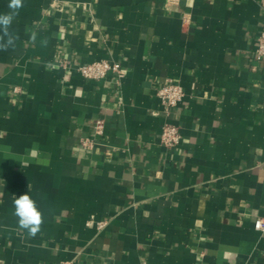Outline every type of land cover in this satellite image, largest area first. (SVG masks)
<instances>
[{
	"label": "crops",
	"instance_id": "crops-1",
	"mask_svg": "<svg viewBox=\"0 0 264 264\" xmlns=\"http://www.w3.org/2000/svg\"><path fill=\"white\" fill-rule=\"evenodd\" d=\"M263 26L264 0H23L0 50V264H264ZM96 59L122 75L84 78Z\"/></svg>",
	"mask_w": 264,
	"mask_h": 264
},
{
	"label": "built area",
	"instance_id": "built-area-1",
	"mask_svg": "<svg viewBox=\"0 0 264 264\" xmlns=\"http://www.w3.org/2000/svg\"><path fill=\"white\" fill-rule=\"evenodd\" d=\"M256 51L259 57H264V26L258 36V45ZM77 71L86 79L97 80L108 76L111 73L121 74L120 65L115 61L108 59H96L85 62L77 66ZM156 95L164 106L166 116L175 113V109L183 101L185 90L179 81H169L156 87ZM96 132L102 133L104 128L103 119L96 120ZM182 141V133L176 123L169 120L164 121L161 132V142L169 147L177 146ZM94 144L90 138H85L82 145L89 147ZM99 229L105 227L107 220L92 218ZM255 228L264 231V216H259L254 222ZM61 264H73L72 260H63Z\"/></svg>",
	"mask_w": 264,
	"mask_h": 264
},
{
	"label": "clouds",
	"instance_id": "clouds-1",
	"mask_svg": "<svg viewBox=\"0 0 264 264\" xmlns=\"http://www.w3.org/2000/svg\"><path fill=\"white\" fill-rule=\"evenodd\" d=\"M23 6V0H10L8 5L11 11L7 14H0V29L3 30L4 36L7 37L6 42H0V50H7L10 46H14L15 39L9 34V27L18 14V9ZM3 41V37H0ZM14 215L18 218L19 228L24 230L29 237H35L40 231L43 224V213L38 208L37 203L24 193L14 200Z\"/></svg>",
	"mask_w": 264,
	"mask_h": 264
}]
</instances>
